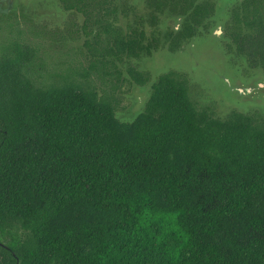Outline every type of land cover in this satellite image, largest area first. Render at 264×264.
<instances>
[{"label": "trees", "instance_id": "trees-1", "mask_svg": "<svg viewBox=\"0 0 264 264\" xmlns=\"http://www.w3.org/2000/svg\"><path fill=\"white\" fill-rule=\"evenodd\" d=\"M10 48L0 264H264L262 115L219 118L163 75L120 121L93 82L37 83L35 47Z\"/></svg>", "mask_w": 264, "mask_h": 264}, {"label": "flooded vegetation", "instance_id": "flooded-vegetation-1", "mask_svg": "<svg viewBox=\"0 0 264 264\" xmlns=\"http://www.w3.org/2000/svg\"><path fill=\"white\" fill-rule=\"evenodd\" d=\"M25 24L76 25L81 43L66 52L48 53L38 33H32L34 39L28 43ZM0 35L7 36L0 58L17 56L11 46L35 47L31 66L43 73L37 83L65 82L67 75L86 86L92 75L102 84L112 77L108 86L95 84V90L113 100L120 121L142 111L163 75L184 80L191 96L197 87L193 97L198 100L200 95L204 103H199L219 118L234 111L263 115L262 110L241 104L246 98L255 105L264 93V0H0ZM64 36L71 41L69 32ZM72 51L80 55L74 62L66 58ZM72 63L73 69L68 65ZM194 68H235L237 81L231 82L227 71L212 73L215 79L209 80L233 86L243 81L238 101L228 103L214 87L209 95L199 91L203 81L196 78ZM125 85L134 89V95L139 89L145 95L118 117ZM222 98L228 105L224 114L217 110V104L223 107Z\"/></svg>", "mask_w": 264, "mask_h": 264}, {"label": "rangeland", "instance_id": "rangeland-1", "mask_svg": "<svg viewBox=\"0 0 264 264\" xmlns=\"http://www.w3.org/2000/svg\"><path fill=\"white\" fill-rule=\"evenodd\" d=\"M24 30L25 34H27L29 38L28 43L32 42V40L34 38H32V33H38L39 34V39L41 40L42 44V48L48 53H52V51H58V52H66V50L70 49V48H75L78 46L79 43H81L80 41V35L79 32L77 30V26L76 25H45V24H39V25H35V24H25L24 25ZM65 32H69L70 33V38L71 41H67L65 39ZM7 38L6 35H0V48L1 45L3 44L2 42ZM37 40V39H36ZM73 53H68L70 55V57H66V58H70L73 62L75 60L79 59V54L75 53V51H72ZM69 66L74 67L75 64H68ZM34 69V68H33ZM63 69H67V68H63ZM196 72V78H200V80L203 81V84L201 85V87L199 88V91L205 92L206 94H210V92H212V87H214L215 92L216 93H221L223 92L228 103L232 104L233 102L238 101L236 99L238 93L240 92V87H244V83L243 81H239L238 85L235 84L230 85L228 83L222 82V81H217V82H213L210 81V79H215L214 74L217 71H227L228 73V77H230L231 82L235 81V79L237 78V73L235 68H194ZM36 71V75L38 76H42V70L39 68H35ZM42 73V74H41ZM47 75V74H46ZM45 75V78H46ZM44 76V75H43ZM105 77H103L104 79ZM90 81L94 83V85L96 84L97 86H99L100 88L102 87V85L105 84V86H108L111 82H112V77H107L104 84L101 83L99 77L92 75L90 77ZM237 81V79H236ZM252 85V84H251ZM195 88V89H194ZM193 91H197L198 88L194 86ZM144 89H139L137 90V92L134 95V89L131 90L130 88L127 89V86H124V92L123 94H121V102L120 105L122 106L121 109L125 108L124 110H119L118 112V117L120 116V114L122 113H127L128 109L131 106H134L138 100L140 101L139 97H144L145 93H144ZM193 92V96L196 97ZM198 93V91H197ZM126 94V95H125ZM220 95V94H219ZM200 96V95H198ZM198 98V103H204L202 102L199 97ZM201 97V96H200ZM204 99V98H203ZM244 101L246 103L241 104L243 107H255L257 109H260L263 111V115L264 116V93L261 97V99H259L258 103H256L255 105H253L252 103L248 102V99L243 98ZM216 100V99H215ZM204 101V100H203ZM218 101V100H217ZM224 101V98H222V102ZM141 103V102H140ZM140 104H137L136 106L139 107ZM212 105V104H211ZM141 107V106H140ZM224 107H228V105H225L223 102V107L219 104H217V110H219V112H221L222 114H224ZM218 114V113H217ZM136 116V115H135ZM135 116H133L130 120H128V118H122L121 121H132Z\"/></svg>", "mask_w": 264, "mask_h": 264}]
</instances>
